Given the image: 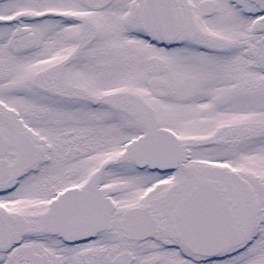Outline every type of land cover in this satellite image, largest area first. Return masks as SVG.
Listing matches in <instances>:
<instances>
[{"label": "snow or ice", "instance_id": "snow-or-ice-1", "mask_svg": "<svg viewBox=\"0 0 264 264\" xmlns=\"http://www.w3.org/2000/svg\"><path fill=\"white\" fill-rule=\"evenodd\" d=\"M0 264H264V0H0Z\"/></svg>", "mask_w": 264, "mask_h": 264}]
</instances>
